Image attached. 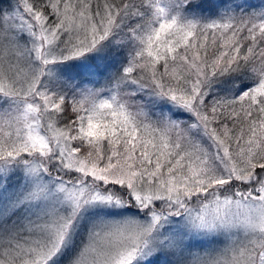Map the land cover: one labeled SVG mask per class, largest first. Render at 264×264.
Returning a JSON list of instances; mask_svg holds the SVG:
<instances>
[{"label": "snow or ice", "instance_id": "6c2138e0", "mask_svg": "<svg viewBox=\"0 0 264 264\" xmlns=\"http://www.w3.org/2000/svg\"><path fill=\"white\" fill-rule=\"evenodd\" d=\"M0 264H264V0H0Z\"/></svg>", "mask_w": 264, "mask_h": 264}]
</instances>
